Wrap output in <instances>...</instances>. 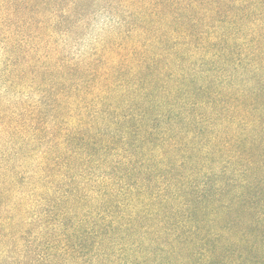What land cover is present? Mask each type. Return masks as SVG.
Masks as SVG:
<instances>
[{
    "label": "trees",
    "instance_id": "trees-1",
    "mask_svg": "<svg viewBox=\"0 0 264 264\" xmlns=\"http://www.w3.org/2000/svg\"><path fill=\"white\" fill-rule=\"evenodd\" d=\"M0 264H264V0H0Z\"/></svg>",
    "mask_w": 264,
    "mask_h": 264
},
{
    "label": "rangeland",
    "instance_id": "rangeland-1",
    "mask_svg": "<svg viewBox=\"0 0 264 264\" xmlns=\"http://www.w3.org/2000/svg\"><path fill=\"white\" fill-rule=\"evenodd\" d=\"M104 19L105 18L102 17L93 22L91 28L86 32V36L84 39L85 42L83 44L87 43L90 39L94 38L99 33V29L102 26V22H104Z\"/></svg>",
    "mask_w": 264,
    "mask_h": 264
},
{
    "label": "clouds",
    "instance_id": "clouds-1",
    "mask_svg": "<svg viewBox=\"0 0 264 264\" xmlns=\"http://www.w3.org/2000/svg\"><path fill=\"white\" fill-rule=\"evenodd\" d=\"M104 24L105 27H111L110 24H107V22H102ZM93 43L96 42V38L94 37L93 40H92ZM86 55V53H84ZM80 54H77V57L79 58Z\"/></svg>",
    "mask_w": 264,
    "mask_h": 264
}]
</instances>
